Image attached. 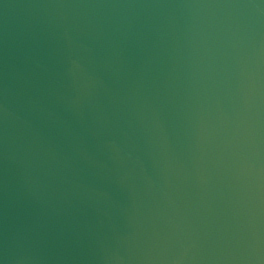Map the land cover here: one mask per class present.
Segmentation results:
<instances>
[{"label": "water", "instance_id": "95a60500", "mask_svg": "<svg viewBox=\"0 0 264 264\" xmlns=\"http://www.w3.org/2000/svg\"><path fill=\"white\" fill-rule=\"evenodd\" d=\"M0 264H264V0H0Z\"/></svg>", "mask_w": 264, "mask_h": 264}]
</instances>
